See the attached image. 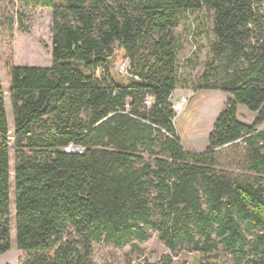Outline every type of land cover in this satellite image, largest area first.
I'll return each mask as SVG.
<instances>
[{"label": "trees", "instance_id": "1", "mask_svg": "<svg viewBox=\"0 0 264 264\" xmlns=\"http://www.w3.org/2000/svg\"><path fill=\"white\" fill-rule=\"evenodd\" d=\"M22 1L52 11V65L8 68L12 133L0 87V256L13 138L19 264H95L93 244L122 249L152 233L196 264H264V0ZM195 12L212 39L194 88L230 96L200 154L179 145L170 103L174 31ZM115 46L127 76L113 70ZM239 105L257 115L251 125ZM222 149L241 150L246 177L218 171Z\"/></svg>", "mask_w": 264, "mask_h": 264}, {"label": "rangeland", "instance_id": "2", "mask_svg": "<svg viewBox=\"0 0 264 264\" xmlns=\"http://www.w3.org/2000/svg\"><path fill=\"white\" fill-rule=\"evenodd\" d=\"M51 14L50 9L40 6L27 7L22 0H0V87L5 93L7 122L13 126V110L9 97L8 68L16 67H50L51 59ZM12 23V24H11ZM12 25V26H11ZM11 26V29L9 28ZM210 19L203 14L188 13L174 31L179 42L178 60L182 67L180 88L171 96V105L181 97L187 99L181 113H175V129L179 145L197 154L206 152L208 136L212 131L218 114L230 99V96L219 91L196 90L198 79L208 59V42ZM115 46V66L122 62V52ZM184 87V88H183ZM238 120L251 125L257 115L239 105ZM260 128H264V123ZM11 132V127L9 128ZM10 250L0 256V264H19L20 254L15 241V205H14V153L13 141L10 139ZM241 150L222 149L218 152L219 170L227 171L237 177H246L239 170L237 159ZM169 255L170 260L164 257ZM92 259L95 264H196L198 257L188 249L170 254L159 239L157 233L134 246L117 249L105 243L93 244Z\"/></svg>", "mask_w": 264, "mask_h": 264}, {"label": "built area", "instance_id": "3", "mask_svg": "<svg viewBox=\"0 0 264 264\" xmlns=\"http://www.w3.org/2000/svg\"><path fill=\"white\" fill-rule=\"evenodd\" d=\"M130 64L127 60L122 61L116 69V72L121 76H127L130 73ZM153 99L151 97H146L144 104L146 107H150ZM187 103L185 97H181L175 104L172 105V110L174 113H181L183 111L184 105ZM13 140V138H11Z\"/></svg>", "mask_w": 264, "mask_h": 264}, {"label": "crops", "instance_id": "4", "mask_svg": "<svg viewBox=\"0 0 264 264\" xmlns=\"http://www.w3.org/2000/svg\"><path fill=\"white\" fill-rule=\"evenodd\" d=\"M4 98H5V93H4ZM4 104H5V101H4ZM5 113H6V118H7V109H6V105H5ZM8 123V122H7ZM11 127V132L9 131V133H12V131H13V126H9L8 125V129ZM182 147V146H181ZM183 148V147H182ZM184 149V148H183ZM185 151H187V152H190V151H188V150H186V149H184ZM190 153H194V152H190Z\"/></svg>", "mask_w": 264, "mask_h": 264}, {"label": "water", "instance_id": "5", "mask_svg": "<svg viewBox=\"0 0 264 264\" xmlns=\"http://www.w3.org/2000/svg\"><path fill=\"white\" fill-rule=\"evenodd\" d=\"M77 151H79V148L78 147H69V148H67L66 149V152H72V153H75V152H77Z\"/></svg>", "mask_w": 264, "mask_h": 264}]
</instances>
